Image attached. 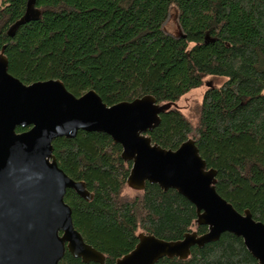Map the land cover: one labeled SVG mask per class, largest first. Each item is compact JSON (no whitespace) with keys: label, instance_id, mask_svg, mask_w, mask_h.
<instances>
[{"label":"trees","instance_id":"16d2710c","mask_svg":"<svg viewBox=\"0 0 264 264\" xmlns=\"http://www.w3.org/2000/svg\"><path fill=\"white\" fill-rule=\"evenodd\" d=\"M27 3L0 5V52L24 83L60 79L76 96L93 89L108 105L148 94L174 104L207 77H226L220 86H206L194 120L171 106L148 134L173 150L194 139L217 170L218 192L264 222V0H36L40 16L11 36ZM171 4L179 8L181 37L163 28ZM53 146L59 166L93 194L86 200L69 189L66 202L76 228L108 264L132 251L140 233L178 240L208 230L176 189L130 187L132 161L123 159L110 135L80 131L56 138ZM64 263L84 264L69 252ZM155 264L259 262L241 237L225 232L194 246L187 259L164 257Z\"/></svg>","mask_w":264,"mask_h":264},{"label":"water","instance_id":"95a60500","mask_svg":"<svg viewBox=\"0 0 264 264\" xmlns=\"http://www.w3.org/2000/svg\"><path fill=\"white\" fill-rule=\"evenodd\" d=\"M40 16L36 0H28L23 17L9 34ZM212 85V82L207 84ZM173 103L153 95L108 105L95 91L72 93L60 79L24 83L9 71L0 52V264H59L66 251L85 263L105 264L103 252L86 242L66 202L69 189L86 200L93 194L60 166L53 141L80 131L103 132L121 144L122 157L132 161L127 182L136 190L147 183L176 189L197 209L204 233L188 232L178 240L139 234L135 248L114 264H155L164 257L187 259L194 246L220 239L225 232L241 237L264 264V222L247 209L238 211L217 190V170L209 168L194 139L177 149L154 143L149 131ZM26 129L18 132V128Z\"/></svg>","mask_w":264,"mask_h":264},{"label":"rangeland","instance_id":"374dc122","mask_svg":"<svg viewBox=\"0 0 264 264\" xmlns=\"http://www.w3.org/2000/svg\"><path fill=\"white\" fill-rule=\"evenodd\" d=\"M2 0H0V5ZM164 31L174 37H181L183 35V29L179 21V8L175 4H171L169 8V14L166 22L164 23ZM227 80L224 76H209L206 78L205 85L190 91L185 94L177 103L173 105L177 106L191 119H195V109L198 103L202 101L203 95L206 91V86L212 81L216 86H220Z\"/></svg>","mask_w":264,"mask_h":264},{"label":"flooded vegetation","instance_id":"af4514ba","mask_svg":"<svg viewBox=\"0 0 264 264\" xmlns=\"http://www.w3.org/2000/svg\"><path fill=\"white\" fill-rule=\"evenodd\" d=\"M6 56H7V55H6ZM7 57H8V56H7ZM32 83H33V82H32ZM26 84H27V83H26ZM28 84H30V83H28ZM19 128H20V127H19ZM19 128H18V129H19ZM18 129H17V131H18V132H21V131L26 130L27 128H26V129H23V128H22L23 130H18ZM66 252H69V251L67 250ZM130 252H131V251H130ZM69 253H70V252H69ZM70 254H71V253H70ZM65 255H66V253H65ZM65 255L63 256V258L61 259V261H60L59 264H66V263H64V257H65ZM71 255H72V254H71ZM72 256H73V255H72ZM73 257H75V256H73ZM122 257H123V256H122ZM75 258H81V257H75ZM81 259H82V258H81ZM82 261H83V259H82ZM116 261H117V260H116ZM116 261H115V262H116ZM115 262H114V263H115ZM83 263H84V264H88V263H85L84 261H83ZM89 263H91V262H89ZM94 263H96V262H94ZM114 263H113V264H114ZM96 264H100V263H96ZM105 264H108V263L105 261Z\"/></svg>","mask_w":264,"mask_h":264}]
</instances>
